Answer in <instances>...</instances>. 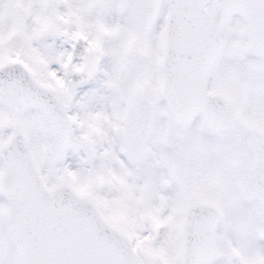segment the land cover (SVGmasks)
Wrapping results in <instances>:
<instances>
[{"label": "snow or ice", "instance_id": "snow-or-ice-1", "mask_svg": "<svg viewBox=\"0 0 264 264\" xmlns=\"http://www.w3.org/2000/svg\"><path fill=\"white\" fill-rule=\"evenodd\" d=\"M0 264H264V0H0Z\"/></svg>", "mask_w": 264, "mask_h": 264}]
</instances>
